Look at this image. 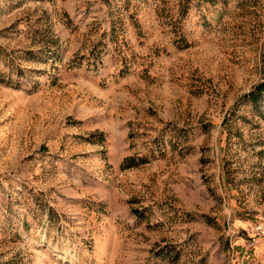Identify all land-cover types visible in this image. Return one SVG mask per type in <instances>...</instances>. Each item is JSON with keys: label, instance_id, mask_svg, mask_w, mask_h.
<instances>
[{"label": "rangeland", "instance_id": "374dc122", "mask_svg": "<svg viewBox=\"0 0 264 264\" xmlns=\"http://www.w3.org/2000/svg\"><path fill=\"white\" fill-rule=\"evenodd\" d=\"M260 83L264 0H0V264H264Z\"/></svg>", "mask_w": 264, "mask_h": 264}, {"label": "built area", "instance_id": "2783aa9c", "mask_svg": "<svg viewBox=\"0 0 264 264\" xmlns=\"http://www.w3.org/2000/svg\"><path fill=\"white\" fill-rule=\"evenodd\" d=\"M264 236V226L262 224H259L255 227V234L252 236L249 245L251 247L255 246L257 243V239Z\"/></svg>", "mask_w": 264, "mask_h": 264}, {"label": "trees", "instance_id": "16d2710c", "mask_svg": "<svg viewBox=\"0 0 264 264\" xmlns=\"http://www.w3.org/2000/svg\"><path fill=\"white\" fill-rule=\"evenodd\" d=\"M263 86H264L263 83H260V84L257 86V89H258V93H259V94L262 92V90H264V89H263ZM255 99H257V98H255Z\"/></svg>", "mask_w": 264, "mask_h": 264}, {"label": "bare ground", "instance_id": "6f19581e", "mask_svg": "<svg viewBox=\"0 0 264 264\" xmlns=\"http://www.w3.org/2000/svg\"><path fill=\"white\" fill-rule=\"evenodd\" d=\"M261 242V241H260Z\"/></svg>", "mask_w": 264, "mask_h": 264}]
</instances>
